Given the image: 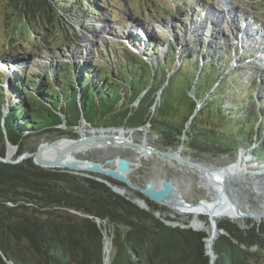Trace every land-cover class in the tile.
Masks as SVG:
<instances>
[{
    "label": "trees",
    "instance_id": "1",
    "mask_svg": "<svg viewBox=\"0 0 264 264\" xmlns=\"http://www.w3.org/2000/svg\"><path fill=\"white\" fill-rule=\"evenodd\" d=\"M120 1L38 0L39 5L36 0H12V4L26 17L37 16L42 23L38 40L50 44L52 19L58 17L69 27L62 39L74 44L81 33L78 24L88 34V18L113 2L122 10ZM172 12L168 15L174 17ZM12 38L20 41L18 34ZM157 39L146 50H154L152 64L143 56L146 52L141 58L121 42L112 58L110 44L106 51H95L94 59L77 63L65 60L71 57L68 52H58L41 73L12 69L6 74L0 67V156H5L7 144L16 147L13 158L25 153L27 139L36 134L56 131L60 137L75 138L77 127L148 125L163 146L183 144L200 157L230 159L247 149L251 164L264 165V77L245 76L248 67H230V51L224 55L221 50L219 57L206 60L209 53L199 55L201 47L195 43L189 57L172 46L165 54L157 53V45L166 42ZM56 59V70L50 74L49 64ZM19 60L0 58V64L15 66ZM253 76V86H244ZM146 202L149 210L103 182L42 169L31 159L16 164L0 161V264H103L105 236L112 245L109 264H210L205 231L169 226L154 215L163 214L164 207ZM218 227L225 233L211 243L215 264L264 260V222L246 221L242 228L224 219Z\"/></svg>",
    "mask_w": 264,
    "mask_h": 264
},
{
    "label": "rangeland",
    "instance_id": "2",
    "mask_svg": "<svg viewBox=\"0 0 264 264\" xmlns=\"http://www.w3.org/2000/svg\"><path fill=\"white\" fill-rule=\"evenodd\" d=\"M36 1L38 2V0ZM121 1L125 4V6H128V8L121 6L122 10H120L116 7V2H113L102 12H100V15H91V18H88L86 23L88 28L91 30V32L88 34L87 32L82 31L83 29L80 28L81 24H78L77 22L82 34L77 32L79 34V38L74 40V44L70 40L66 42L62 39L63 34H66L67 28H69L67 24H65V19H60L57 17V20L53 18L52 22L55 20L53 36L50 37V44H46L42 42L40 38L39 41L36 35V33H38L37 30L42 28V23H40L37 16L26 17L23 14L21 8H17L16 6L13 7L12 0H0V58L7 59L12 56L14 59L21 60V65H19L20 68H18L19 70L25 72L29 70L41 73L46 66V62H48L49 59L56 58L58 52H68V56L71 54V57L63 58H66L65 60H73L75 63H77L80 62L81 59L83 60V58L91 60L94 59L93 53L95 51H106V46L110 44L111 47L108 49V54L110 58H112L113 51L116 48L121 47L119 44L121 43L120 41H122L125 36H128L130 38V40L127 41L128 47H130V49L136 47V52L138 55H142L143 52H146L147 55L143 56H145L147 58L146 60L152 64L155 57V55L152 56V52L154 50H151L152 52L149 50L151 53H148L146 50L149 49L154 40H158L157 38L159 36L160 40H166V42L163 45H157V53L165 54L169 50V46H172L177 48V53H183L189 57L188 51L194 48L192 46L194 43L200 45L201 47L199 48V55L200 53L201 55L204 53L205 55L206 53L208 55L209 53V56H204V59L206 60L210 59L211 56L219 57L221 50L225 51L224 55H227L230 51L231 60H236V58L239 56L242 57L240 61H234L233 64H229L230 67L239 66L242 70L245 69V67H249L251 70H248V74L244 73V75L250 76V74L254 73L255 76L257 75L259 79L262 80L261 76L264 73V61L256 56V54L259 52V49L253 46L257 41H259L260 37L261 39H264L263 24H261V22H264V0ZM121 1L119 3H121ZM38 3L41 5V2ZM170 12H172L174 17L168 15ZM111 13L112 18H110ZM188 14L194 19L192 22L195 21L201 23L200 18L206 16L204 20H208L210 23L204 22L195 29L196 32L187 31L183 26L186 25V27L189 28L190 24L187 20ZM58 15L62 16V14ZM183 16H185V19H183ZM252 19H254L253 21L257 24L255 27L256 30H261V34H259L257 31H254V27L248 24V22ZM40 20L43 21L41 18ZM66 23L70 24L68 21ZM212 23H216V25H213ZM224 24L228 25L229 28H223ZM240 26H243L244 29H240ZM213 27L217 28L219 32H221L219 36L215 35V32H211ZM247 27L252 29L251 33L248 31ZM59 28L62 31H60ZM241 30H243L245 33L244 36L240 34ZM253 33L256 34V36H253ZM14 34H18L20 41L12 38ZM46 34L49 33L46 32ZM239 39H244V41L238 42L237 40ZM38 42L40 43L38 44ZM250 43L253 44L250 46L248 45ZM64 44H66V48H61ZM215 48H217V50H215ZM32 51H34V53ZM97 54H95V56L98 57ZM143 56L141 58H144ZM244 59L247 60H245L243 63H240ZM218 60L219 59H216L215 62L217 63ZM58 61L59 59L50 62L48 68V72L50 74L56 70L55 67H57ZM178 63L179 59L174 66H176ZM252 63H255L256 65H253ZM0 67H3V69L6 70V74L13 72L12 69H14L13 63L10 62L0 64ZM227 69L229 70L230 68L228 67ZM255 76H253L249 84L247 81H244L243 85L251 88L253 86V80H255ZM241 77L244 76L242 75ZM32 79L34 80V78ZM198 105L200 106V103H198ZM78 128L79 127H77V130ZM81 128L83 127H80L79 129ZM115 130L117 131V129ZM103 132L114 133L115 131L112 130ZM131 132H127L125 130L124 137L130 133V137L133 140H142L144 134H147V140H143H146L149 145L157 146L161 149L170 148L172 151L178 150L180 147L177 146L172 148L169 146H163L160 137L158 135L155 136L154 133H152L153 131H150L148 128V125L142 126L141 130H135L132 133ZM118 133L119 132L117 131L115 134L118 135ZM59 137L60 136H58V132L56 131L31 136L27 139L28 141L25 145V152L33 151L39 143H47ZM180 149L182 150L184 156H190L195 160L209 165H228L231 162L243 165L244 160L243 163H239L238 160L244 152H248L247 149L244 152L240 151L234 159H230L229 156L226 155L214 157L209 154H204L202 157H200L193 153V151L189 150L186 145H183V147ZM6 150L7 155L10 152L9 157L12 159L15 156L16 147L8 144ZM118 153L126 155L131 161H135L134 165H136V168L131 172L130 178L136 185L143 186L149 181H157L156 179L159 180L162 178H167L173 181V183L179 189V193L186 201L197 203L200 201V199L211 200V191L207 188H204L205 186L202 187V185L199 183L200 179L198 175L193 172L183 170L184 166L178 168V166H172L167 162L172 167L171 168L169 165L165 164L155 156L150 155L147 158H144L146 155L137 150L133 152L130 149L110 146L104 149H91L89 151L86 149L78 153L77 157L82 155L86 159L104 162L106 159L113 158ZM244 156L242 155V158H244ZM247 159V165L249 164L252 167L256 166L255 164L253 165V163L251 164L250 157ZM258 159H261V157ZM106 166H110V164ZM185 168L190 169L188 167ZM193 171L196 172L195 170ZM241 181L243 180L241 179ZM236 186L240 187L239 185ZM242 188L238 196L248 203L251 208L258 209L264 205V201L260 194L254 193L249 185H246ZM128 196L130 198H134L136 196L135 191L131 190V194H128ZM166 209L167 210L164 211L165 215L171 216L183 225H187L190 220L194 218L193 214L191 213H177L168 206ZM205 215H200L199 218L203 216L206 220ZM240 221H242V219ZM105 243H107L109 247L107 252L103 248L104 254L106 256L104 257L103 262L105 263V260L108 259L107 264H109V256L112 254V245L110 239L107 236L104 238V245ZM259 264H264V260L260 261Z\"/></svg>",
    "mask_w": 264,
    "mask_h": 264
},
{
    "label": "water",
    "instance_id": "3",
    "mask_svg": "<svg viewBox=\"0 0 264 264\" xmlns=\"http://www.w3.org/2000/svg\"><path fill=\"white\" fill-rule=\"evenodd\" d=\"M198 108L199 105L197 104L190 119L193 117V115L196 114ZM190 119L188 122H190ZM82 123L86 126L88 124L85 122V120H82ZM118 128H123L127 132L129 131L133 132L135 130L137 131L141 130L142 126L137 127L139 129L134 127H126L124 125L108 126V127L87 126L81 129L78 128V130L77 129L74 130L75 133H77V137L75 138L61 136L57 139H53L52 141L48 142L50 149H52L54 152L52 156H44L40 158L39 146L41 143H39L37 147L34 148V150L31 152H25L12 159L6 153L4 157L0 156V161L9 164H16L21 162L23 159H31L33 164H35L37 167L42 169L66 171L80 177L93 178L100 182H103L108 187H110V189L113 192L125 196L126 199L135 203L139 208L149 210V205L146 202L147 199L148 201H151L159 206L164 207V211H166L167 210L166 207L167 206L170 207V205L168 204V196L171 195L174 190L172 185L173 181L167 178H162L159 180L156 179L158 181L157 186H153L150 183V181L143 186L136 185L130 178L131 172L133 171V169L136 168V165H134L135 161H131L130 158H128L126 155H122L118 153L113 158L106 159L104 162H100L98 160L96 161V160L86 159L82 155L79 156V159L74 158L72 161L66 162L64 161V157H63V154L67 148H69L70 149L69 151L74 153V155L82 149H87L89 151L91 149H104L110 146L123 148V149H130L133 152H135V150L140 149L143 152H145L146 155L155 156L167 165H169L167 162L176 161L177 163L184 166L183 170H187L189 172H193L196 175H198L200 179L199 183L202 185V187L205 186L204 188L210 190L212 196L214 195L213 193L214 191L219 192L221 200L225 204H228L233 210H236L235 211L236 215H240V212L238 211V207L241 204L242 208L245 209L246 211L245 213H243V215L245 216L243 222H241L238 219H233L228 215H223L220 218H218L217 221H215L211 219L210 216L207 217V215L202 213V211H200L199 209H198L199 211L197 210L199 213L198 216L200 215L206 216V220L204 219L203 216H201L200 219L203 220L206 225L211 226V232L212 235L215 236V238L218 237L220 234L225 233L223 229L218 227V222L224 219L235 222L242 228L246 226V221H251L252 223H256V224L260 222H264V217L258 221L253 219L256 210L262 209L264 205H262V207L258 209L251 208L248 203H246L242 198L238 196V194L241 192V188L246 185H249L251 190L256 194H260L261 198L264 201V195H263L264 190H262L263 188L262 184L264 183V165L252 167L249 164L247 165V163H245L244 161L245 165L244 164L241 165L240 166L241 168L239 167L240 169L238 168L239 169L238 171L230 172L227 169L226 166L227 164L209 165L200 162L198 160H195L187 155L186 156L175 155L170 148L161 149L157 146L149 145L146 141L143 140L147 138L148 136L147 134H144L142 140H133L130 137V133L126 137H120L119 135H116L113 132H102V131H112ZM152 133H154V135L157 136L156 132H152ZM179 146L180 149L183 147V144H180ZM242 155L243 156L245 155L244 159L250 157V154L247 151L244 152ZM76 162L83 163L85 165L79 167L76 164ZM108 164H110V166H106ZM185 167H188L190 169H186ZM193 169L207 173L209 184L203 182L201 180L200 174L194 172ZM220 174L223 176H221ZM241 179H243L246 182L241 184L243 182L241 181ZM117 185H122L130 188L132 191H135L136 196L134 198H130L128 195L121 193L118 190ZM236 185H239L240 187H237ZM173 198H177V199L179 198L181 201H183L182 195L180 196V194L177 193L176 194L174 193ZM210 199H212V197ZM204 200H208V199H200V201H204ZM186 205L188 206L193 205V207L196 208L194 206L195 204H192L191 202H187ZM154 215L156 217H159L165 224L169 226H173V227L178 226L180 228H191L195 231H201L191 226V220L187 225H183L179 223V221L172 218L171 216H169L171 219L164 218L165 215L164 212L163 214L160 215L159 211H154ZM205 248H206L205 253L209 256V263L215 264L214 261L216 255L212 251V244L205 243Z\"/></svg>",
    "mask_w": 264,
    "mask_h": 264
},
{
    "label": "bare ground",
    "instance_id": "4",
    "mask_svg": "<svg viewBox=\"0 0 264 264\" xmlns=\"http://www.w3.org/2000/svg\"><path fill=\"white\" fill-rule=\"evenodd\" d=\"M208 17V16H207ZM206 18V16L205 17H202V18H200L201 20V23H199V22H196V23H199V25L198 26H200L201 24H203L204 22H206V23H210L208 20L206 21V20H204ZM185 19V18H184ZM187 20H188V23L190 24L189 25V28L188 27H186V25H184L183 27H184V29H186L187 31H190V32H196V28L198 27V26H193L192 24V20H194L192 17H189V16H187ZM195 22V21H194ZM191 26H193V27H191ZM223 28H229V26L228 25H225L224 24V27ZM213 29H214V31L213 32H215L216 31V28H214L213 27ZM184 32V31H183ZM181 33V32H180ZM221 33V32H220ZM260 39H261V37H260ZM255 45H257L260 49H262L263 50V52H264V43H263V45L262 44H255ZM233 47V46H232ZM230 48V47H229ZM258 58H262V61H264V56H262L261 54H257L256 55ZM113 131H115L114 132V134L115 133H117V131L119 132L118 133V135L120 136V137H124V131H125V129H123V128H118L117 129V131L116 130H113ZM103 132V131H102ZM127 135V134H126ZM147 140V139H146ZM146 140H144V141H146ZM70 149L69 148H67L66 149V151L64 152V154H63V157H64V161H66V162H68V161H72L74 158H76V159H79V157H77L78 156V153H80V152H82V151H84V150H86V149H82V150H80V151H78L75 155H74V153H72V152H70L69 151ZM137 151H139V152H141V153H143L144 155H146L145 154V152H143L142 150H140V149H138ZM173 153L175 154V155H181V156H184L183 155V152H182V150L181 149H179V150H175V151H173ZM54 154V152H53V150L52 149H50V147H49V144H48V142L46 143V142H44V143H41L40 144V146H39V157L40 158H42V157H44V156H52ZM8 156H10V152H9V154H8ZM148 156H150V155H146V156H144V158H147ZM152 156V155H151ZM243 160L245 161V163H247L248 162V159H244V158H242V155L240 156V158H239V160H238V162L239 163H243ZM168 163H170L172 166H178V168H181V167H183L181 164H179V163H177L176 161H170V162H168ZM244 163V164H245ZM76 164L80 167V166H84L85 164H83V163H78V162H76ZM227 166V169H228V171H238L241 167V164H238V163H230V164H228V165H226ZM240 167V168H239ZM239 168V169H238ZM193 170H195L198 174H200V177H201V180L203 181V182H205V183H208L209 184V181H208V178H207V173H204V172H201V171H199V170H196V169H193ZM223 174V173H222ZM221 175V174H220ZM221 176H223V175H221ZM243 180V179H242ZM246 181H244L243 180V182L241 183V184H243V183H245ZM150 183L153 185V186H157V183H158V181H150ZM172 185H173V188H174V190H173V193L171 194V195H169L168 196V204L170 205V207L174 210V211H176V212H178V213H185V214H187V213H192L193 215H195L194 216V218L191 220V226L192 227H194V228H196V229H198V230H203V231H206L207 233H208V236L206 237V244H211L212 243V241H213V239L215 238V236H213L212 235V232H211V226L210 225H206L205 224V222L203 221V220H201L200 218H199V213H198V211L200 210V211H202V213H204V214H206L207 215V217H209L210 216V218L211 219H213V220H215V221H217L216 219H218V218H220L221 216H223V215H228V216H230V217H232L233 219H238V220H241L242 219V221L241 222H243L244 221V219H245V216L243 215V213H245L246 211H245V209H243L242 208V206H241V204L239 205V207H238V211L240 212V215H236V213H235V211L236 210H233L228 204H225L222 200H221V197H220V194H219V192H217V191H214L213 193H214V195L212 196V199L211 200H209V201H198L197 203H192V204H195L194 206L196 207V208H194L193 207V205H191V206H188V205H186V203L188 202V201H186L185 199H184V197L182 196V198H183V201H181L179 198L177 199V198H173L174 197V193L176 194H180L179 193V189L176 187V185L174 184V183H172ZM263 186V188H262V190H264V183L262 184ZM117 188H118V190L121 192V193H123V194H126V195H128V194H131V189L130 188H128V187H126V186H122V185H117ZM260 188V187H259ZM213 191V190H212ZM212 195V194H211ZM263 195H264V191H263ZM180 196H181V194H180ZM199 209V210H198ZM198 210V211H197ZM264 217V207L262 208V209H260V210H257L256 211V213H255V215H254V217H253V219L254 220H260L261 218H263ZM108 244L107 243H105V245H104V249L106 250V252L108 251ZM105 256V255H104ZM106 257V256H105ZM107 261H108V259L107 260H105V263L104 264H107Z\"/></svg>",
    "mask_w": 264,
    "mask_h": 264
}]
</instances>
